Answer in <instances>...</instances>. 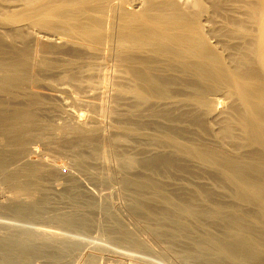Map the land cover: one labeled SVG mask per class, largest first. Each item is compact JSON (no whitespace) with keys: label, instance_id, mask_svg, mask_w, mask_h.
<instances>
[{"label":"bare ground","instance_id":"1","mask_svg":"<svg viewBox=\"0 0 264 264\" xmlns=\"http://www.w3.org/2000/svg\"><path fill=\"white\" fill-rule=\"evenodd\" d=\"M204 20L214 28L210 25L207 31L210 26L205 27ZM0 28L9 35L8 41L0 36L3 136L20 145L53 137L67 147L91 146L88 157L96 160L105 153L97 151L105 140L115 156V144H124L117 141L119 136L135 138L140 141L135 143L139 156L133 154V145L128 146L136 157L127 155L128 143L124 144L127 156L122 153L126 157L121 160L125 171L121 170L137 173L120 176L113 170L125 192L131 193L132 198L126 193L131 199L127 208L138 228L158 240L162 233L147 217L174 223L170 234L175 237H187L181 226L188 223L197 228L195 253L172 254L169 249L175 259L264 264V0H0ZM108 60L114 67V92L112 108L106 111L114 120L106 130L114 131L113 136L105 130L108 138L100 141L102 130L85 125L76 114L56 125L38 118L39 108L52 101L44 97L48 91L42 96L32 90L45 82V74L55 72L77 93L109 78L111 69L105 71L108 76L101 69ZM218 94L231 104L218 127L223 139L207 123ZM121 102L125 111L118 114L115 106ZM37 129L34 139L31 130ZM211 131L219 134L217 138ZM222 140L233 142L232 147ZM75 153L77 167L87 166V157ZM101 163L103 168L108 165ZM2 166L0 157V171ZM44 167L41 160L26 157L1 179L13 186V196L29 199L39 190ZM101 174L97 177L106 175ZM203 219L220 232H213ZM115 225L114 239L145 246L136 225L133 230ZM24 261L20 264H27ZM136 262L133 259L140 263Z\"/></svg>","mask_w":264,"mask_h":264},{"label":"rangeland","instance_id":"2","mask_svg":"<svg viewBox=\"0 0 264 264\" xmlns=\"http://www.w3.org/2000/svg\"><path fill=\"white\" fill-rule=\"evenodd\" d=\"M130 7L128 6V9H130ZM206 21L207 20H204L205 27L208 23V21ZM210 25H213L212 28ZM208 27L209 28H205L207 31L210 28L213 29V22L212 24L208 23ZM3 31L4 30L0 28V36H2L5 41H8L9 35L3 33ZM210 33V37L215 35L212 31ZM211 39V42H213V38ZM215 39L216 38H214V40ZM108 61H106L108 64L105 62L104 64L106 65L104 66L103 64L101 69L104 68L102 71L103 74L109 69L112 70H109V76L105 73L109 78L104 77V81L101 82V85L98 84L95 89H90L87 86V88L84 87L81 92L77 93H75V90H73L74 87L71 84L60 81L57 78V75H54L55 72L45 74L44 76L47 75V77H45V82L44 79L43 82H40L42 89L45 91L40 89L41 86L38 84L37 85L39 87L35 85L32 87V90L37 91L39 94L42 92V96L48 91V95L46 94L44 97H46L49 101H52L51 104L48 105L49 107H42L41 110L39 108L37 112L38 118L40 120H47V122H51L52 120V123L54 124L56 122L62 123L63 119H70L72 118V114H76L80 118L81 122H85V125L98 126L100 130H102V135H99L100 138H102L100 141H103L105 138L107 139L110 135L113 136L114 131L111 132L112 130H106L108 126H111L108 129H112L114 120L113 117L108 115L106 111V109L112 108L111 106L113 104L110 105L113 103L112 90L114 92L113 78H111L112 75H110V72L114 73V67L112 68L113 64L110 63L112 61ZM111 81L112 87L109 85V82ZM88 95L91 98L87 97ZM214 98L215 111L212 113L213 115H210L211 118L210 116L208 117L207 123L208 125L210 124V130L220 133L221 131L218 130V127L221 126V124H219L220 120L222 118L221 123L223 124L224 120L227 118L226 116L229 115L230 110L227 111V109L231 108V104L230 101L228 102V100L222 95H214ZM125 103L127 104L128 101ZM125 103L121 102L117 105V108L115 106V110L118 114H123L125 111ZM91 106H93V109H90ZM109 116L112 119L110 118L109 120ZM110 121H112V123H110ZM105 130L109 135H107ZM37 131L38 129L31 130L34 139H36L35 134ZM212 131L211 133H213ZM49 135L51 136L52 134ZM103 135H107L108 137ZM218 135L219 134L216 135V133H213L214 138H217ZM220 136L222 139L224 138L222 132ZM50 138H52V140ZM50 138L49 140L47 139L48 141L35 140L31 143L20 145L18 142H15L13 137L3 136L0 133V157L3 159L4 165L0 171V264H18L17 262L20 264V261H24L25 259L24 263L27 264H135L132 263L133 259L134 262H136L135 260L137 259L140 260V263L136 262L139 264H143L144 262L145 264L192 263H189L186 259V261H184V258H182V261L180 256V259H175V257L173 258V256H170L173 251L174 252L172 254L176 252L187 254L195 253L193 243L199 241L197 238L199 230L197 228H192L191 223H188L186 226H181L183 228V232L187 234V237H175L170 234L171 228L175 226L174 223L165 222L163 219H159L157 217H147L146 221L153 226H156L162 233L161 238L158 240L151 236V234L146 233L147 230H141V227H139L140 231L143 232H138L139 228L137 227V223L133 221L134 219H131L132 217L127 208L130 203L129 200H131L128 197L131 196V193L127 191L130 195L127 197V192H125L126 190L121 186L120 176L122 173V176L128 174L129 176H132L135 174L133 172L137 173V171L133 170L132 172V169H127V174L126 172L124 174L121 170L123 169L121 167V160L127 155L132 157L138 154L137 152V154L135 153V151H138V143H135L136 141L140 143L139 140L135 138H131V140L126 136H119L120 139L117 141L120 144L124 143L125 145L128 143L126 146L131 145V148L133 145V150L130 149V146H128L129 148L125 147L129 149V151L127 150L126 152L123 148L124 144L121 146L118 144V146L116 143V152L118 150L120 152H115L117 154L116 155L114 153L113 155L115 156H111L112 153L110 150H107L106 146L103 144L106 142L105 140L102 144H99L100 149L97 150L98 152L101 151L100 153L105 151V153L99 154L100 157L97 155L96 157L99 159L96 160L93 155L90 157L93 159L88 157L91 155V146L86 147L83 145L82 147H79L80 145H78L77 148L74 145V148L72 145V147H67V145L63 146L58 143L54 140L55 138ZM222 142L224 146H226L225 143L227 141L222 140ZM229 143L230 144L227 145L228 147L233 145V142ZM75 144L77 145V143ZM135 145H137V147ZM119 147H122L121 149H124V152H121V150L118 149ZM76 150H78V152L81 151V153L85 155V158L87 157V161H85V163L87 162V166L85 164H83V166L88 169L84 170L83 166L77 167L75 161L73 162ZM131 150L134 151V153H132L135 155L130 154ZM125 152H129V154L126 155ZM118 154L122 155L120 156ZM101 155H105L103 158H106L107 160H105L108 163L101 158ZM109 155L111 156L110 158ZM26 157L27 159L35 158L41 160L45 164L44 173L42 174L40 180L39 190L36 191L34 196L29 199L23 194L21 197H19L20 195L18 197L13 196V186L11 188V185L6 184L1 179L2 173H7L16 169L17 164L25 160ZM100 159L102 163L99 162ZM104 162L105 164H103ZM114 162L117 167L113 165ZM98 163L105 166L108 164L106 166L107 168H103V166ZM110 165H112V167ZM113 169L119 171L120 174ZM102 170H104L108 176L103 175L104 172H102ZM110 172H112V174ZM115 172L120 176L118 174L116 175ZM98 173H102V180L101 178H98L100 175H98ZM95 175L96 177L98 176L97 180L96 177L94 178ZM109 176L111 178L114 176L113 179L120 178L119 180L115 179L114 182L116 183H114L113 179L110 181L111 178ZM107 177H109L107 179L108 182L106 181ZM203 179L200 181H205L206 183L207 181ZM180 180L182 182L185 181V179ZM118 186L123 188L122 190L124 191L122 192ZM182 200L187 202V198H183ZM78 218H83V222H80ZM116 221L120 223L118 224ZM203 222L213 232H220L216 224L213 222L206 219H203ZM121 223V226L125 227V229L132 228V230L134 228L133 226L136 225V228H138L136 231L137 236L140 233V238L143 240L142 243H144L146 247L144 246L145 248L143 247L142 249L136 248L127 243L121 242L116 238L114 239L113 237H116L115 224L120 225ZM165 248H168L166 249V253H164ZM169 249H171L172 252H170L171 250ZM86 250H88L89 254L91 251L93 256L92 254L90 255L93 259L88 257L89 254Z\"/></svg>","mask_w":264,"mask_h":264}]
</instances>
